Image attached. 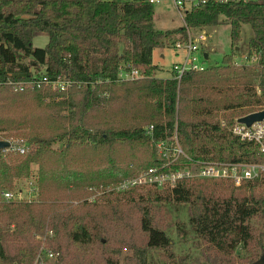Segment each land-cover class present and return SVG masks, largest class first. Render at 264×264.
<instances>
[{
	"label": "trees",
	"instance_id": "16d2710c",
	"mask_svg": "<svg viewBox=\"0 0 264 264\" xmlns=\"http://www.w3.org/2000/svg\"><path fill=\"white\" fill-rule=\"evenodd\" d=\"M153 13L149 0H0V140L10 142L0 155V190L30 178L33 164L39 189V203L0 207V264H33V235L46 231L55 264L63 263L61 239L75 250L73 264H89L88 257L104 253L108 234L95 220L102 214L94 206L126 196L141 203L144 244L129 245L138 264H146L148 251L171 246L153 212L154 203L163 201L186 206L188 225L201 241L203 262L196 264H252L264 256V233L257 228L264 225V173L240 186L181 180L170 188L108 192L88 202L104 187L161 164L156 143L173 136L186 155L180 166L264 165L255 144L215 121L219 111L235 112L238 119L264 109V1L208 0L184 11L183 27L166 31L153 28ZM222 22L229 25L232 52L221 64L185 72L179 80L173 73L155 77V49L172 43L173 35L185 36L186 28ZM245 24L251 35L244 55L256 59L236 64L233 47ZM39 35L47 37L43 48L32 44ZM126 65L139 76L120 79ZM33 69L52 80L69 79L72 87L62 92L31 82ZM90 154L98 155L93 170L86 167ZM115 253L106 252L105 264H118Z\"/></svg>",
	"mask_w": 264,
	"mask_h": 264
},
{
	"label": "rangeland",
	"instance_id": "374dc122",
	"mask_svg": "<svg viewBox=\"0 0 264 264\" xmlns=\"http://www.w3.org/2000/svg\"><path fill=\"white\" fill-rule=\"evenodd\" d=\"M153 10V28L155 30L166 31L183 27L184 10H178L174 6L172 0H159V2L153 3ZM199 29H203L204 33L207 34V40L201 46L198 55L202 56L205 53L208 54L207 59H205L201 64L202 67L208 68L210 66L221 64L223 57L232 52L228 23L222 22L217 25ZM250 35L251 29L249 25H243L241 29V38L237 45L233 47V61L236 64L246 62L244 59V53L246 50V42ZM178 36L179 35H173L171 38L172 41L178 39ZM46 43L47 37L45 35L36 36L32 40V44L39 48L45 47ZM183 56V51L177 52L173 48L171 40L168 41V44L164 47L155 49L152 55V63L156 65L154 74L155 77H171L173 65L180 62ZM233 113L235 112L219 111L215 114V121H217L220 126L229 130V128L233 126L231 125L233 122L230 123L232 118L235 116ZM233 120L237 122L236 116ZM11 139L15 140L17 139V136H13ZM97 157V154L94 155V158L91 154L86 156V158L89 159V163L86 165L88 168L87 170H93V168H95L94 162ZM35 174H37V166L33 164L30 168V176L34 179V181H36L37 178ZM25 179L27 178L14 180L12 186L15 187ZM254 190L259 192L258 188H254ZM104 193L108 192H103V190L97 191L93 195V200H91V197H93L91 195V197L88 198V202L97 200V198ZM144 199H146L145 196ZM33 203H39V192L37 200ZM77 203L78 201H74L73 205H76ZM140 204L141 203L137 198L132 201L128 199L127 196L117 197L113 199L110 204H108V200L105 201V199L100 202L98 201V204L94 206V210H100L102 217L97 215L95 220L100 222L103 229L107 230L108 234L103 238V240H106V249L104 253L99 251L88 257V260H91L89 264H105L106 252H116L117 249L118 253H115V255L112 256H115L118 264H138L133 256L134 248L129 247V245L133 244L134 247L138 248V246L141 247L144 244V233H142L138 228V220L140 216L139 207H141ZM154 206L158 207L156 210H153V212L159 223L165 227V232L170 238L171 246L165 250L153 249L148 251L145 256L146 264L202 263L201 241L188 225L186 206L168 204L164 201L160 203L155 202ZM257 228L261 233H264V225L258 224ZM48 236L51 235L50 232L47 231L43 234L35 233L33 235V240L38 247L35 251L33 264H55L57 262V257L45 258V251L50 250L52 252L47 241L49 238ZM60 241L63 242V245L61 246V256L63 258L62 264H73L75 250L71 247L67 249V244L65 243L66 241L63 239ZM243 256L244 252L239 250L237 252V258H241Z\"/></svg>",
	"mask_w": 264,
	"mask_h": 264
},
{
	"label": "built area",
	"instance_id": "2783aa9c",
	"mask_svg": "<svg viewBox=\"0 0 264 264\" xmlns=\"http://www.w3.org/2000/svg\"><path fill=\"white\" fill-rule=\"evenodd\" d=\"M208 0H172L174 6L181 10H188L191 7L204 4ZM217 2H227L231 0H215ZM264 1V0H251ZM150 3H157L159 0H149ZM184 13V12H183ZM185 36H178V39L172 41L173 48L178 51H183V58L180 62L175 63L172 68L174 77L179 80L183 73L188 71H203L206 68L202 67V62L205 60L204 55L198 56L201 46L207 40V34L203 29L186 28ZM244 59L248 63L255 61V56L250 59ZM125 70L120 67V79L131 80L137 78L139 73L137 70L126 65ZM33 79L31 82L42 83L50 86L58 91L66 92L72 87V81L69 79L57 78L49 79L45 74L32 70ZM1 85V83H0ZM152 128L149 127L148 132ZM229 131L238 136L241 140L252 142L260 152L264 153V122H254L250 126L235 122ZM158 153L163 162L159 165L149 167L140 171L137 175L126 178L113 186H106L103 192L120 193L129 191L135 188H155L158 190L173 187L181 180L194 179H212V180H229L235 186H240L244 181L255 179L264 173V165L260 164H243V163H228L216 161H193L189 165H177L181 158H186V155L179 146L175 136L168 142L156 143ZM19 153L24 152V147H18ZM35 177V176H34ZM39 189L37 182L32 177L23 180L21 183L12 189L0 190V207L6 203H33L37 200ZM94 196L91 197L93 200ZM45 258H55L50 250L44 252Z\"/></svg>",
	"mask_w": 264,
	"mask_h": 264
},
{
	"label": "water",
	"instance_id": "95a60500",
	"mask_svg": "<svg viewBox=\"0 0 264 264\" xmlns=\"http://www.w3.org/2000/svg\"><path fill=\"white\" fill-rule=\"evenodd\" d=\"M204 58H207V54H204ZM264 122V109L260 111H256L250 114H247L243 117H240L237 119L238 123L245 124L247 126H250L254 122ZM10 147V142L6 140H0V155L2 152H4L6 149ZM252 264H264V256L260 257L257 261H255Z\"/></svg>",
	"mask_w": 264,
	"mask_h": 264
},
{
	"label": "crops",
	"instance_id": "0c3cea01",
	"mask_svg": "<svg viewBox=\"0 0 264 264\" xmlns=\"http://www.w3.org/2000/svg\"><path fill=\"white\" fill-rule=\"evenodd\" d=\"M207 54V53H206ZM161 56H162V54H161ZM207 57H208V54H207ZM207 59V58H206Z\"/></svg>",
	"mask_w": 264,
	"mask_h": 264
}]
</instances>
